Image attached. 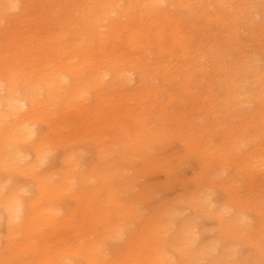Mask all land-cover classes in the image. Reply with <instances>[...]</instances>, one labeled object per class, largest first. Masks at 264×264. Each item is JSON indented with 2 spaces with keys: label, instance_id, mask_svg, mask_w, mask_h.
<instances>
[{
  "label": "rangeland",
  "instance_id": "obj_1",
  "mask_svg": "<svg viewBox=\"0 0 264 264\" xmlns=\"http://www.w3.org/2000/svg\"><path fill=\"white\" fill-rule=\"evenodd\" d=\"M28 1L27 11L0 29L1 95L6 86L17 98L31 92L51 70L50 59L75 65L83 84L105 55L118 59L124 73L134 63L145 72L142 80L137 75L115 88L93 84L69 106H62L61 95L29 119L50 139V127L61 125L76 164L68 170L72 190L39 204L52 205L57 218L42 220L32 234L36 248L55 258L64 243L74 248L86 238L102 249L88 264H147L156 249L178 262L177 240L188 243L194 264H219L225 257L230 264H264V92L253 75L264 71V0H187L148 8L143 16L133 5L119 24L113 22L129 0H116V10L99 25L88 24L105 15L98 0ZM65 24L70 31L37 57L44 51L39 38L62 32ZM140 27L135 47L131 34ZM184 53L193 58L187 62ZM4 114L0 104V134L14 121ZM63 149H54L37 172L59 171L61 179ZM255 154L262 162L247 167ZM31 173L0 167V237L6 234L5 202L27 205L35 195ZM89 198L95 207L89 208ZM152 232L154 243L144 239ZM135 236L140 239L127 251Z\"/></svg>",
  "mask_w": 264,
  "mask_h": 264
},
{
  "label": "bare ground",
  "instance_id": "obj_2",
  "mask_svg": "<svg viewBox=\"0 0 264 264\" xmlns=\"http://www.w3.org/2000/svg\"><path fill=\"white\" fill-rule=\"evenodd\" d=\"M187 0H129L128 4L124 6V15L119 16L113 23L119 24V20L123 16H127L129 10L133 5L138 9L137 15L143 16L148 8H158L163 4L171 3L175 5H181ZM223 2V0H219ZM116 0H98L96 3L97 8H103L105 15L98 16L95 15L89 18L88 24H98L101 19H106L108 14L115 11ZM187 6L190 3H185ZM30 5L28 0H0V29L3 27L4 23L13 21L15 18L21 16L25 13ZM77 10H79L77 8ZM57 14V10L54 11ZM71 13L69 12L68 15ZM91 15V13H90ZM60 20L54 21L58 23ZM70 31L69 25H64V30L60 33H55L48 30L47 34L40 39L41 45L38 47L36 43L30 42V50L32 52L38 50L46 49L49 44L53 41H58L63 38ZM160 34L164 33L162 29ZM84 32H82L83 36ZM143 28H138L131 34V45L139 47L138 43L142 37ZM55 47L53 44L49 48ZM200 51L196 56L198 61L201 60ZM46 54V50L39 52L37 57H41ZM79 52L76 51L74 56H78ZM49 58H51L49 56ZM193 58L190 54L184 53V59L190 61ZM50 65L51 70L46 74L40 76L39 81H37L33 90L27 91V94L21 95L18 98L13 96L14 88L12 86H6V83L1 85L6 88V93L4 95L0 94V104L5 110V118L12 119L8 128L3 129L0 134V167L8 171H31L34 183L36 185L35 195L32 197L30 202L25 205L20 201H15L14 198L8 199L5 206V227L6 234L0 237V262L2 264H29L26 261L28 259L35 260L34 264H72L70 257H80L85 264H88L96 259L102 254L101 243L100 242H88L84 238V242H78L74 248L66 245L58 248L57 255L55 258H50L47 251H42L37 249L32 242V234L41 227L42 220H53L57 218V214L54 211L52 205H42L39 206L41 200L45 199L48 195L58 194L61 191L70 192L73 188V183L70 182L69 171L72 172V168L76 165L73 159L72 152L69 150L64 142L63 134L59 132L62 128L61 125L51 126L50 133L51 139L45 138V135H41L37 130L30 126L31 117L37 113L39 107H47L57 100L61 95H63V100L61 101L62 106H69L76 98L83 95V93L93 87V84H103L106 83L109 88H115L118 83H125V81H132L137 75L142 80L145 72L142 68H138L139 65L134 63L126 68L125 72L119 69V60L113 58L111 55H105L103 58V65L93 69L89 75H87V81L83 84L78 78L79 69L75 65H71V62L58 60L53 62L52 59L46 61ZM197 64V63H196ZM195 70H198L197 67ZM256 76L259 82L255 83L257 86L262 85L259 94L263 96L264 92V71L256 70L253 74ZM70 78V79H69ZM211 83V82H210ZM90 84L88 87L87 85ZM66 87V89L64 88ZM39 94H43L40 99ZM259 95V96H260ZM261 99L260 101H263ZM26 111L27 116L22 117L21 113ZM264 113V112H263ZM21 115V116H20ZM64 146L62 154L60 155V164L64 169L61 174L65 175L61 179L55 177L59 171L50 173V175L38 173L35 169L41 163L45 162L49 158L50 154L54 149ZM255 158V159H253ZM247 159V157H246ZM262 162L261 155L255 154L251 158V162L247 167L257 166ZM244 169L245 166H240ZM84 180L79 181V183ZM77 183V181H75ZM83 202H80V207ZM89 208L95 207L91 198L88 200ZM230 211V210H229ZM237 214V213H234ZM234 215L231 216V219ZM233 218L232 220H234ZM232 222V221H228ZM228 223V224H230ZM106 229L109 227L106 226ZM19 233L23 234V239L17 241L20 237ZM181 234V233H180ZM83 235H79L78 239H81ZM153 232L151 235L146 236L144 239H150L151 243H154ZM186 239L185 237H183ZM139 236L131 237L127 241L126 250L130 251V246L135 242H138ZM187 240V239H186ZM87 241V242H86ZM185 246H180L177 240L174 241L175 249L178 250L180 255V260L178 262H173L169 260V256L164 254L162 251L155 250L152 261H148L149 264H177L182 262L183 264H194L193 257L188 250V243ZM12 249L11 257L7 260L4 258L5 251ZM22 251H27L29 256L25 258L23 255H19ZM189 261V262H187ZM219 264H230V260L225 257V259L220 260ZM147 263V264H148Z\"/></svg>",
  "mask_w": 264,
  "mask_h": 264
}]
</instances>
